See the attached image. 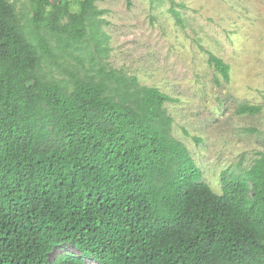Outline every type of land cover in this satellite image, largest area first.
I'll return each mask as SVG.
<instances>
[{
  "label": "trees",
  "instance_id": "trees-1",
  "mask_svg": "<svg viewBox=\"0 0 264 264\" xmlns=\"http://www.w3.org/2000/svg\"><path fill=\"white\" fill-rule=\"evenodd\" d=\"M21 1L0 0V264H264V153L241 175L223 171L214 193L172 136L158 88L105 64L70 87L40 74L41 57L54 59L43 8L65 48L88 29L98 44V0H73L75 12L68 0H26L28 26ZM207 61L228 83L229 65ZM60 244L80 255L51 258Z\"/></svg>",
  "mask_w": 264,
  "mask_h": 264
},
{
  "label": "rangeland",
  "instance_id": "rangeland-1",
  "mask_svg": "<svg viewBox=\"0 0 264 264\" xmlns=\"http://www.w3.org/2000/svg\"><path fill=\"white\" fill-rule=\"evenodd\" d=\"M68 1L70 12L77 11ZM95 8L98 44L88 29L83 42L66 48L50 28L55 11L43 8L40 33L54 59L41 57L40 74L70 87L72 75L96 77L105 64L158 88L170 98L165 107L172 136L187 148L202 180L221 194L223 171L241 175L264 153V0H98ZM16 12L28 26L34 13L29 3L17 2ZM208 52L229 65L228 83L209 65ZM242 104L260 110L239 114ZM71 253L80 255L60 244L50 257Z\"/></svg>",
  "mask_w": 264,
  "mask_h": 264
}]
</instances>
